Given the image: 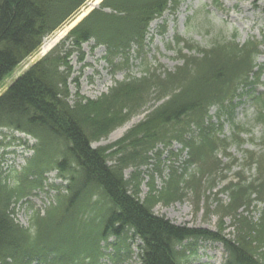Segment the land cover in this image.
<instances>
[{
  "label": "trees",
  "instance_id": "16d2710c",
  "mask_svg": "<svg viewBox=\"0 0 264 264\" xmlns=\"http://www.w3.org/2000/svg\"><path fill=\"white\" fill-rule=\"evenodd\" d=\"M88 1L0 0V128L34 140L21 169L0 172V264L124 263L135 254L139 264H186L183 246L192 244L183 241L189 239L220 242L223 264H264V151L244 152L242 165L253 167L254 179H246L241 169L235 182L219 190L228 199L217 201L215 232L175 225L152 210L159 202L181 200L185 190L198 199L203 179L211 187L216 172L237 165L236 158L226 164L217 158L220 151L229 157V138L221 134L222 124L209 122L208 111L214 106L232 117L233 100L249 92L257 119L264 122V94L254 89L264 86L263 67L255 63L259 43L238 44L233 35L202 48L175 36V46L182 43L177 49L182 63L172 71L146 65L138 76L114 81L98 98L78 96L70 103L66 79L72 51L93 41L104 47L106 62L119 68L115 61L121 58L126 66L130 49L143 51L151 21L173 13L181 0H99L79 13ZM66 22L68 30L61 28ZM52 35L47 51H40ZM151 92L157 104L142 121L112 144L92 146L149 102ZM241 129L234 125L232 142H242ZM173 141L185 153L180 171L172 169L159 192L150 182L141 200L138 173L126 177L124 170L145 165L158 143L168 147ZM52 171L62 183L53 187L56 193L43 213L34 210L24 227L14 219L15 204L43 189ZM257 203L263 209L255 222L238 212ZM226 216L233 227L227 235Z\"/></svg>",
  "mask_w": 264,
  "mask_h": 264
},
{
  "label": "rangeland",
  "instance_id": "374dc122",
  "mask_svg": "<svg viewBox=\"0 0 264 264\" xmlns=\"http://www.w3.org/2000/svg\"><path fill=\"white\" fill-rule=\"evenodd\" d=\"M99 0H90L85 8H82L81 13H84L88 7H95ZM162 25L165 27L162 29ZM69 27L66 25L64 30ZM148 31L145 37V45L140 53L135 47L130 49L128 54V64L123 66V60L117 59L119 68H114L105 61V50L103 46L95 47L93 41H88L82 45L81 51H72L67 58L69 72L66 79L67 92L69 94V102L73 103L77 97L85 99H96L102 93L108 91L114 81H120L127 75L134 74L138 76L142 68L148 65L151 69L158 68L156 71L163 72L164 70L172 71L175 66L182 62L178 59L177 49L181 48L182 43L175 46V36L187 40L195 46L207 48L215 40H229L235 35V40L241 44L247 40L260 42L264 32V1L254 2L251 0H181L179 6L173 13L165 12L160 19H154L148 26ZM45 38L41 45V50H45L51 44L53 38ZM256 55L255 63L263 67L260 75V82L264 83V43ZM68 48L73 50L71 43H68ZM183 54H189L187 49L182 50ZM256 69V68H255ZM257 91H263L261 84L255 87ZM255 89V91H256ZM151 100L145 102L144 105L130 118L123 122L122 125L114 128L108 135L101 139L92 142L93 147L106 146L112 144L122 138L135 124L142 121L146 113L150 110L153 104L155 93L151 92ZM246 92L241 99H234L233 115L229 117L224 111L212 106L208 114L211 115L209 122L214 124H222L221 134L229 138L228 148L226 153L218 152L217 158H220L223 164L229 163L232 158L237 159V165L232 169L224 170V172L215 173V183L213 186H208V180L203 179L201 193L196 199L194 192L185 190V196L178 201L170 202V205L157 203L153 207V213L163 215L175 225H186L191 228H206L211 231H216L219 224V216L217 213L218 203L225 204L228 195L221 194L219 191L222 186L228 182H235V172L243 170V175L246 179L252 180L255 177L253 167L244 168L242 165L245 159L244 152L246 150L255 153L264 151V122L257 119L259 113L256 104L251 100ZM241 102H238V101ZM234 125H239V139L242 142H232V134ZM112 136V137H111ZM34 140L24 133H19L7 128H0V172L1 176L8 174L13 168L21 169L25 163V158L31 156L30 147L34 144ZM181 145L173 141L168 147L158 143L153 151L148 152L149 158L147 163L142 166L128 167L124 170L126 177L133 173H138L140 186L138 189V197L145 198L150 189V182L153 183V188L156 192L165 184L164 181L169 179L172 169L180 171L182 160L185 153L181 152ZM14 149V155H8L7 152ZM157 151L160 155H157ZM176 155H174L173 153ZM3 159H9L2 163ZM6 171V172H5ZM178 171V172H179ZM180 173V172H179ZM219 173V174H218ZM217 175V176H216ZM47 179L43 184V189H37L30 195L22 198V201L15 204V220L21 225L27 227L28 219L34 210H41L47 207L53 200L56 190L53 189L59 183H62L55 176V172H48ZM11 183V182H9ZM262 203H257L255 207H249L248 210H243L242 207L238 212L257 221L260 218ZM224 224V234H231L233 231L232 219L229 216L222 218ZM111 240V239H110ZM136 250V244L132 246ZM188 251L189 259L186 264H222L223 248L218 243L209 241H198L194 243L193 251ZM190 251V252H189ZM113 253V252H111ZM107 259L101 260L100 263L113 264ZM114 264H121L117 262ZM124 264H139L135 256L128 258Z\"/></svg>",
  "mask_w": 264,
  "mask_h": 264
},
{
  "label": "bare ground",
  "instance_id": "6f19581e",
  "mask_svg": "<svg viewBox=\"0 0 264 264\" xmlns=\"http://www.w3.org/2000/svg\"><path fill=\"white\" fill-rule=\"evenodd\" d=\"M112 137V136H111Z\"/></svg>",
  "mask_w": 264,
  "mask_h": 264
}]
</instances>
